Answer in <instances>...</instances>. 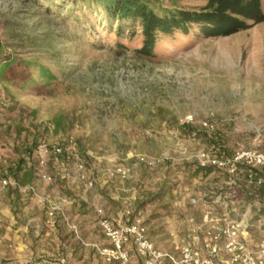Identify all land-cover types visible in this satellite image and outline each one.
<instances>
[{
	"label": "rangeland",
	"instance_id": "rangeland-1",
	"mask_svg": "<svg viewBox=\"0 0 264 264\" xmlns=\"http://www.w3.org/2000/svg\"><path fill=\"white\" fill-rule=\"evenodd\" d=\"M162 1L189 9L206 2ZM44 2L0 0L4 52L41 62L56 76L47 83L34 70V82L29 85L0 83V199L4 205L5 195L15 193L11 183L1 187V181L14 180L16 174L35 167L36 152L28 158L26 150H36L42 141L73 147L86 168L94 162L101 170L134 164L135 156L128 161L130 153L167 156L155 167L136 165L129 179L111 175L113 182L119 178L135 187L137 199L144 200L141 207L151 213L163 208L153 200L158 187L165 193V186L173 191L178 185L186 186L181 196L190 197L199 188L215 192L223 185L222 171L196 173L193 158L177 161L183 151L191 155L213 150L208 138L221 144L226 155L238 149L264 151V21L226 36L207 37L193 31L187 37H163L154 56L144 57L134 52L141 45L139 26L132 39L123 38L120 47L114 31L102 27L98 18L90 25L75 17L76 9L64 5L47 9ZM260 7L264 11V0ZM21 158L25 160L15 174ZM65 161L63 156L48 161V171L56 179L47 187L61 184L55 168ZM73 163L68 160L69 167ZM250 192L241 191L240 201L251 200ZM259 195L264 197V190ZM33 199L28 195L25 203L21 199L11 206L27 205L30 216L39 219V202ZM38 219H30L31 232L15 248L0 242V264H56L55 251L66 264L91 261L93 252L79 241L81 251L75 247L68 255L51 240L45 248ZM63 229L60 242L69 236ZM50 244L53 250L47 251Z\"/></svg>",
	"mask_w": 264,
	"mask_h": 264
},
{
	"label": "built area",
	"instance_id": "built-area-1",
	"mask_svg": "<svg viewBox=\"0 0 264 264\" xmlns=\"http://www.w3.org/2000/svg\"><path fill=\"white\" fill-rule=\"evenodd\" d=\"M203 126L211 127L207 122H203ZM35 152L39 179L54 183L56 175L48 171L49 157L64 156L73 160L77 180L88 187L92 186L93 179L87 177L86 166L75 148L42 141ZM189 158H193L198 167H212L222 171L226 177L215 192H200V200L206 205L200 220L202 224H207L209 233L197 235L194 230L191 237L197 242L196 245L185 242L175 250L161 249L149 238L146 225L139 216L119 226H115L107 217H99L98 224L108 244L100 246L92 243L90 246L105 264H129L131 247L139 257L140 264H264V197L259 195V191L264 190V151L238 149L226 155L214 148L198 150L191 155L183 151L176 159L183 162ZM166 159L169 158L165 155L138 154L134 164L117 165L109 174L129 179L136 165L155 167ZM9 183L21 191L30 190L38 196L32 185L23 187L10 179H3L1 187ZM244 189L251 191V200L246 203L238 198ZM197 201L195 196H190L191 204ZM47 205L48 216L53 217L54 213L59 212L66 225L84 244L78 236L77 226L69 222L60 206L51 202ZM42 261L51 263L52 260ZM55 261L56 264H66V259L59 253H56Z\"/></svg>",
	"mask_w": 264,
	"mask_h": 264
},
{
	"label": "crops",
	"instance_id": "crops-1",
	"mask_svg": "<svg viewBox=\"0 0 264 264\" xmlns=\"http://www.w3.org/2000/svg\"><path fill=\"white\" fill-rule=\"evenodd\" d=\"M136 155L138 153L128 154L127 157L130 159L128 161L133 160L131 157ZM52 158L54 160L57 159V157L50 156L48 161ZM66 160L65 163L61 162L55 168V173L59 175L61 184L55 186L54 189L47 187L50 184L39 179L37 175V179L23 186L32 185L38 194L37 197L30 190H15L14 185L11 184L12 191L15 194L5 195L7 206L0 199V242L8 243L15 248V244L22 243L24 241L23 238L27 236L28 232H31L30 219H38V217L34 218L30 216L29 206L27 205H23L22 208H16L15 205L11 206L17 200L22 199L24 202L25 196L28 195L39 202L38 209L42 214V218L38 219L40 221L38 226L40 227L39 232H43L42 238L45 248H47V240H51L54 241L55 247L60 243L68 255L76 248L81 251L80 244L85 247L84 249H89L93 252V257L88 264H99L97 262L98 259L100 260V264H105L101 256L90 246L92 243L100 246L108 244L99 227V217H107L115 226H119L134 216H139L146 225L149 238L161 249L175 250L185 242L196 245L197 242L191 237V233L194 230L197 232V235L209 233L207 224H202L200 220L203 212L206 210V205L201 200H198L195 204H191L189 195L188 197L186 196L187 193H183L181 196L182 192L188 189L186 186L182 187L178 185L176 191H173V188L168 189L165 186V190H167L165 193L163 188L160 189L158 187L159 190L156 192L153 200L160 202L158 206H162L163 208L151 213L148 212L149 208L146 207L144 209L141 207L144 200L140 197L139 199L141 200L137 199L135 187L127 186L125 181L119 178L117 182L112 181L109 168H105L106 172L105 169H99L92 162L93 167L86 168L87 177L93 179L92 186L88 187L83 182L77 180V171L74 163L69 167V159ZM117 177L119 175L115 174L113 178ZM200 192L202 193L203 191L199 188L197 191L191 192V196H196L195 193L200 195ZM48 202L60 206L69 222L77 226L78 236L84 244L73 233V235L70 233L73 231L63 221L59 212L54 213L53 217L48 216ZM187 206H189L188 211L186 210ZM63 226L69 233V236L66 239H62L61 243L59 237L61 236L60 232L64 230ZM77 241H79V244ZM46 250L52 251L53 246L50 244V249ZM55 252L57 253V251ZM49 253L53 255V252ZM131 254L129 264H140L139 257L132 247ZM67 260L70 261L69 259ZM70 264H80V262L72 260Z\"/></svg>",
	"mask_w": 264,
	"mask_h": 264
},
{
	"label": "trees",
	"instance_id": "trees-1",
	"mask_svg": "<svg viewBox=\"0 0 264 264\" xmlns=\"http://www.w3.org/2000/svg\"><path fill=\"white\" fill-rule=\"evenodd\" d=\"M44 6H69L76 9L75 17L87 20L90 25L95 18L107 31L113 30L117 46H122L123 38L127 40L134 37L135 26L140 27V47L134 52L144 57H152L156 46L163 37L173 39L175 35L189 36L193 31L210 36H226L264 21V11L261 10L260 0H206L199 8L189 9L178 7L175 4L167 6L162 0H44ZM78 15H80L78 17ZM97 22V23H98ZM4 45L0 43V83H21L26 86L33 83V71L44 82L51 83L56 79L52 69L41 63L26 60L18 56L6 54ZM211 146L217 151L226 154L221 144L213 143ZM27 157L35 149H27ZM64 157V156H63ZM65 158V157H64ZM24 158L15 166V174L20 171ZM196 173L203 170L210 173L214 168L196 167ZM217 170V169H216ZM36 173V166L24 170L20 176H14V181L25 186L30 183ZM15 190L18 188L14 185ZM262 191V190H260ZM259 191V192H260Z\"/></svg>",
	"mask_w": 264,
	"mask_h": 264
}]
</instances>
